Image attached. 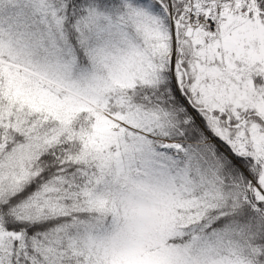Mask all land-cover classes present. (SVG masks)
Returning <instances> with one entry per match:
<instances>
[{
    "label": "snow or ice",
    "instance_id": "1",
    "mask_svg": "<svg viewBox=\"0 0 264 264\" xmlns=\"http://www.w3.org/2000/svg\"><path fill=\"white\" fill-rule=\"evenodd\" d=\"M0 264H264V0H0Z\"/></svg>",
    "mask_w": 264,
    "mask_h": 264
}]
</instances>
